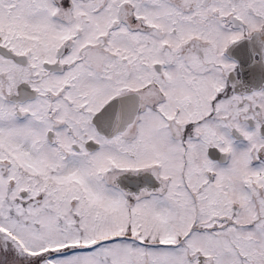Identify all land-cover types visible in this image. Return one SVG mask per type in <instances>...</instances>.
Here are the masks:
<instances>
[{"label": "snow or ice", "instance_id": "obj_1", "mask_svg": "<svg viewBox=\"0 0 264 264\" xmlns=\"http://www.w3.org/2000/svg\"><path fill=\"white\" fill-rule=\"evenodd\" d=\"M0 264H264V0H0Z\"/></svg>", "mask_w": 264, "mask_h": 264}]
</instances>
